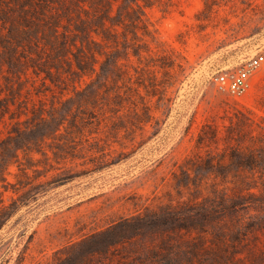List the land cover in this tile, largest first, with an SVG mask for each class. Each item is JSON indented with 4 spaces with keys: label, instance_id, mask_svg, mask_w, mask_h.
<instances>
[{
    "label": "rangeland",
    "instance_id": "rangeland-1",
    "mask_svg": "<svg viewBox=\"0 0 264 264\" xmlns=\"http://www.w3.org/2000/svg\"><path fill=\"white\" fill-rule=\"evenodd\" d=\"M264 0H0V264H264Z\"/></svg>",
    "mask_w": 264,
    "mask_h": 264
},
{
    "label": "built area",
    "instance_id": "built-area-1",
    "mask_svg": "<svg viewBox=\"0 0 264 264\" xmlns=\"http://www.w3.org/2000/svg\"><path fill=\"white\" fill-rule=\"evenodd\" d=\"M263 63L264 50H258L250 55L244 63L217 73L215 80L218 89L236 99H241L247 93L255 71Z\"/></svg>",
    "mask_w": 264,
    "mask_h": 264
}]
</instances>
